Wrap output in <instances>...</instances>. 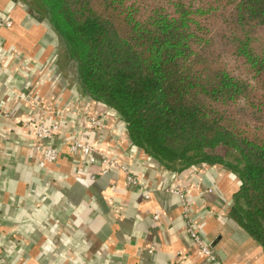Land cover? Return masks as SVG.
I'll return each instance as SVG.
<instances>
[{
	"label": "crops",
	"instance_id": "obj_1",
	"mask_svg": "<svg viewBox=\"0 0 264 264\" xmlns=\"http://www.w3.org/2000/svg\"><path fill=\"white\" fill-rule=\"evenodd\" d=\"M32 14L22 0H0V264H211L189 239L155 161L131 156L119 115L55 77L56 36ZM56 118L65 122L54 137L59 154L40 168L24 123ZM89 118L103 128H90ZM74 133L141 176L149 198L129 189L122 172L104 174L98 159L77 167L66 144ZM193 172L170 178L191 187L193 217L219 264H263L261 247L227 219L237 178L213 166Z\"/></svg>",
	"mask_w": 264,
	"mask_h": 264
},
{
	"label": "trees",
	"instance_id": "obj_2",
	"mask_svg": "<svg viewBox=\"0 0 264 264\" xmlns=\"http://www.w3.org/2000/svg\"><path fill=\"white\" fill-rule=\"evenodd\" d=\"M22 1L56 36L64 85L114 110L146 157L237 178L227 219L264 264V0Z\"/></svg>",
	"mask_w": 264,
	"mask_h": 264
},
{
	"label": "built area",
	"instance_id": "obj_3",
	"mask_svg": "<svg viewBox=\"0 0 264 264\" xmlns=\"http://www.w3.org/2000/svg\"><path fill=\"white\" fill-rule=\"evenodd\" d=\"M6 26H10L7 22ZM88 124L92 129L103 128V121L97 118H89ZM65 126V122L61 118L53 119L48 125L44 122H26L24 127L31 133L34 137L35 143L32 148L35 152L41 154V161L38 163L40 168H45L46 164H52L56 161L58 157V148L55 145V134L60 131L61 128ZM67 152L71 155L73 163L79 167L85 162L87 164H95L96 160L100 161L103 166V173H108L111 170L122 172L125 176L127 186L129 189H138L143 192L144 198H149L151 192V186L147 185L141 176H138L128 168L123 165L117 164V162L108 157L103 152L99 151L97 148L91 146L90 144L84 142L80 135L74 133L69 136L66 141ZM130 154L134 158L137 157L142 150L136 146L131 145ZM156 163V162H155ZM156 173L163 178L165 181V191L176 195L180 200L181 217L184 222V229L191 240V242L197 246L202 254L207 258L211 264H219V260L215 254L214 249L205 242L202 236V223L201 221L193 217L192 212V199L193 195L190 193L191 187L189 185H182L178 179L170 178L171 172L165 171L157 163ZM195 170V169H194ZM194 173L193 171H191ZM176 173H174L175 175ZM173 175V176H174ZM199 186V185H198ZM211 192L210 190H208ZM204 191L199 192L201 195ZM121 207H115V211H120ZM158 214H155L152 219L157 220ZM1 226V218H0Z\"/></svg>",
	"mask_w": 264,
	"mask_h": 264
},
{
	"label": "rangeland",
	"instance_id": "obj_4",
	"mask_svg": "<svg viewBox=\"0 0 264 264\" xmlns=\"http://www.w3.org/2000/svg\"><path fill=\"white\" fill-rule=\"evenodd\" d=\"M256 34H257V36L261 39V41H264V33L258 31V32H256ZM228 64L231 65L230 62H228ZM54 72H55V71H54ZM56 75H57V76H55V77H57V78L60 80V78H61V77H60V73H57ZM50 76L54 77V74H53V73H52V74L50 73Z\"/></svg>",
	"mask_w": 264,
	"mask_h": 264
}]
</instances>
